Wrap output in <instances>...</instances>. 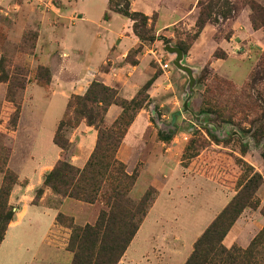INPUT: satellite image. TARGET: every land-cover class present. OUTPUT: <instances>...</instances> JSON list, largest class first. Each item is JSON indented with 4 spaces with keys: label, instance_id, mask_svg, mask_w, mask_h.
<instances>
[{
    "label": "rangeland",
    "instance_id": "1",
    "mask_svg": "<svg viewBox=\"0 0 264 264\" xmlns=\"http://www.w3.org/2000/svg\"><path fill=\"white\" fill-rule=\"evenodd\" d=\"M81 1L85 0H0V188L5 182H17V169L33 143V111L30 114L26 106L23 113L27 89L31 84L47 88L51 69L60 71L69 64V52L64 53L62 46L69 44L71 29L82 17ZM117 1L124 4L123 0ZM127 1L130 10L139 13L135 19L126 18L141 45L130 50L126 59L133 61L141 48L150 55L152 76L162 77L154 101L146 97L144 90L135 98L142 106L140 110L149 113L152 130L157 133V157L164 161L161 156L168 154L167 161L172 164L197 167L215 180L227 197L216 216L235 203L224 226L236 216L233 223L242 219V235L248 230L242 240L252 234L247 243L227 247L221 241L222 247L242 250L256 238L250 264H264V0H203V5H213L215 13L205 24L213 27L212 32L205 31L199 42L205 26L195 36L199 0H153L151 5L157 9L147 15L133 8H145L139 0L133 7L131 0ZM106 2L102 19H107L112 10L109 0ZM253 5L263 12L252 10ZM90 7L95 11L100 4L92 3ZM162 17H167L170 24L157 30ZM241 17L247 19V30ZM168 48L180 50V66L172 61L175 54ZM166 59L169 65L163 68ZM35 92L33 107L43 108L41 92ZM126 107L128 114L134 112L132 105ZM48 110L47 106L41 110L42 115H48L44 122L47 127L52 109ZM67 131L62 135L66 136ZM111 153L109 158H116ZM139 166L127 172L124 163L117 164L121 180L117 189L111 182L116 177L112 171L96 176L86 168L58 167L59 192L46 186L54 194L48 203L57 205L68 197L76 202L72 211L77 213H58L61 217L57 226L45 239L52 252L44 264H59L61 255L64 259L68 256L72 264L78 242L84 243L81 239L72 241L69 226L93 225L101 213L106 220L93 249L92 264L124 263L127 247L151 203L148 194H155L149 191L152 189L146 190L145 197L142 194L139 198L141 202L129 195ZM206 192L209 195L208 189ZM197 198L195 194V206ZM8 205L14 212V207ZM171 205L173 212L182 207L179 195L173 197ZM135 206L138 208L133 211ZM4 226L5 220H0V235ZM88 254L90 251L84 247L81 255Z\"/></svg>",
    "mask_w": 264,
    "mask_h": 264
},
{
    "label": "crops",
    "instance_id": "2",
    "mask_svg": "<svg viewBox=\"0 0 264 264\" xmlns=\"http://www.w3.org/2000/svg\"><path fill=\"white\" fill-rule=\"evenodd\" d=\"M136 1L131 0V7ZM139 1L145 8H133L142 10L146 15L157 9L151 5L153 0ZM96 2L100 8L92 11L90 5ZM106 3V0L80 2L82 17L71 29L69 44L62 46L64 53L69 52V64L60 71L51 69L47 88L31 84L27 89L23 113L26 106L30 114L33 111V116L27 118L30 120V116L33 117L31 121H34L36 127L30 153L19 165L17 182L13 184L8 196V203L14 207V212L0 241V264H44L49 252H52L45 239L57 226L58 213H77L72 211L76 202L68 197H63L57 205L49 204L48 200L54 194L43 185L45 174L52 170L63 155L62 149L53 141V135L70 96L83 95L92 81H98L114 88L120 97L131 99L152 79L145 92L153 101L158 97V83L162 77L152 76L148 59L150 55L140 48L133 61L126 59L130 50L141 45L140 41L131 32V23L125 16L111 10L107 19H102ZM164 10L169 11L167 8ZM161 19L163 22L157 30L170 24L167 17ZM246 22V17H243L242 23L247 30L249 26ZM212 28L211 25H205L197 42L205 31L212 32ZM165 61L169 62V59ZM104 65L106 68H103ZM33 91L41 92L43 108L47 106L49 110L52 109L49 127L44 124L48 115L46 112L45 115L41 114L43 108L37 105L33 107ZM121 111L122 108L117 104L107 106L104 123L112 124ZM152 129L149 113L144 109L139 110L115 153L117 160L125 164L127 172H132L140 164L129 190L133 199L139 200L142 194L144 198L145 191L149 189H152L149 190L151 193L155 192L153 197L148 194L151 203L127 247L123 264H183L193 249L194 241L225 205L227 197L221 186L205 175L203 170L172 164L167 161L168 154L161 156L164 161L159 160L155 153L157 133ZM66 133L69 142L66 158L73 166L82 168L95 147L97 129L82 119ZM170 154L173 155L172 152ZM38 188H42V191L35 201ZM195 194L198 196L197 206L193 205ZM178 195L182 207L173 212L170 210L173 207L172 200ZM242 225L241 218L232 224L222 240L225 246L250 240L252 234L242 240L248 234L247 230L242 235ZM57 262L69 264V258L65 256L64 259L61 255Z\"/></svg>",
    "mask_w": 264,
    "mask_h": 264
},
{
    "label": "trees",
    "instance_id": "3",
    "mask_svg": "<svg viewBox=\"0 0 264 264\" xmlns=\"http://www.w3.org/2000/svg\"><path fill=\"white\" fill-rule=\"evenodd\" d=\"M210 1V0H209ZM121 1L109 0L110 9L122 14L125 17L135 19L134 17L139 15L137 11H132L129 8L127 0ZM199 11L195 20V36L203 28V26L211 20V13L213 11L212 4L203 5V0L198 2ZM255 12L261 10L257 6L253 5L251 7ZM262 11V10H261ZM263 12V11H262ZM221 13V12H219ZM254 18L252 19V21ZM141 37L140 33H137ZM152 80V79H151ZM148 80L147 83L138 90L137 94L127 100L120 97L117 91L109 86H106L98 81H92L83 95H71L67 101L65 112L59 119L57 126L54 131L53 141L62 149L63 155L57 160L55 166L47 174H45L43 179V185L50 187L52 190L59 192L57 180L60 177L61 171L59 168L61 166L68 168H77L73 166L66 158L67 145H69L68 139L63 132L67 131L69 128L75 127L82 119L86 120L90 125H94L97 129V141L93 151L91 152L89 158L87 159L85 165L82 167L88 169L89 172L97 175L104 174V172L112 171L116 174L114 179H111L114 188H118L121 184L119 180L118 171L116 169L117 164L121 165L114 156L109 158L110 153L115 154L116 150L125 135L130 123L132 122L135 114L142 107L141 104L135 101L136 96L141 90L146 91V88L151 83ZM146 93V92H145ZM146 97L148 95L146 94ZM110 104H117L122 108L119 116L113 121V125L107 127L104 125V114L107 106ZM126 105H132L134 112L128 114ZM95 109H98L95 112ZM165 137H168L167 135ZM59 167V168H58ZM127 177V175H125ZM135 177H132V183H134ZM62 182V180H61ZM16 182H12L9 185L3 184L0 188V220H5V226L2 229L0 235V241L3 238L5 229L8 223L13 218V212L11 206L8 205V196L10 190ZM42 188H38L35 193V201L39 198ZM117 191V190H116ZM117 193V192H116ZM120 200V199H119ZM141 202V201H140ZM140 203L138 204V206ZM232 207H235V203H231L224 211L220 212L219 215L205 228L202 234L195 240L193 249L184 264H250L251 255L254 253L256 238H254L249 246L245 249H233L226 250L222 247L221 241L226 234L227 230L235 220L234 216L228 221L226 226H224V221L226 216L229 214L228 211ZM138 207H133L135 211ZM6 209L8 210L6 212ZM61 217L60 214L56 217V222L59 221ZM106 220V215L100 214L97 221L93 225L85 224L82 227L75 225H70L72 241L76 239H81L84 243L78 242L77 252L73 259L72 264H92V258L94 257V246L99 240L101 230L103 229ZM223 227L227 230L222 231ZM262 235V234H261ZM88 249L90 254L83 256L81 255L83 248Z\"/></svg>",
    "mask_w": 264,
    "mask_h": 264
},
{
    "label": "water",
    "instance_id": "4",
    "mask_svg": "<svg viewBox=\"0 0 264 264\" xmlns=\"http://www.w3.org/2000/svg\"><path fill=\"white\" fill-rule=\"evenodd\" d=\"M168 51H169V53H174L175 54V56H174V58L172 59V61L176 64V65H178V66H180V57H181V52H180V50L179 49H176V48H168L167 49ZM183 67V66H182ZM183 69H184V67H183ZM151 112H152V114L154 113V110L153 109H151Z\"/></svg>",
    "mask_w": 264,
    "mask_h": 264
},
{
    "label": "built area",
    "instance_id": "5",
    "mask_svg": "<svg viewBox=\"0 0 264 264\" xmlns=\"http://www.w3.org/2000/svg\"><path fill=\"white\" fill-rule=\"evenodd\" d=\"M168 65H169V62H167V61H165L163 64H161V66H162L163 68L168 67Z\"/></svg>",
    "mask_w": 264,
    "mask_h": 264
}]
</instances>
